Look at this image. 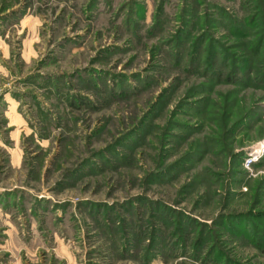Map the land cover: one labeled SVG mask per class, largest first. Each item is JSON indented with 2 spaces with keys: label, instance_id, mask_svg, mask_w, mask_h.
<instances>
[{
  "label": "rangeland",
  "instance_id": "1",
  "mask_svg": "<svg viewBox=\"0 0 264 264\" xmlns=\"http://www.w3.org/2000/svg\"><path fill=\"white\" fill-rule=\"evenodd\" d=\"M0 264H264V0H0Z\"/></svg>",
  "mask_w": 264,
  "mask_h": 264
}]
</instances>
